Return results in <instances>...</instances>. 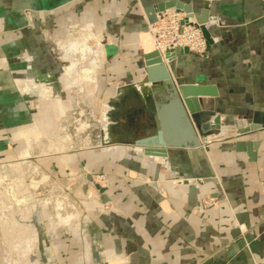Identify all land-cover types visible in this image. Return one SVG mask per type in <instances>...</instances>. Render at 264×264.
I'll list each match as a JSON object with an SVG mask.
<instances>
[{"label": "crops", "instance_id": "1", "mask_svg": "<svg viewBox=\"0 0 264 264\" xmlns=\"http://www.w3.org/2000/svg\"><path fill=\"white\" fill-rule=\"evenodd\" d=\"M169 1L0 0V154L14 145L25 158L20 146L27 134L68 133L71 126L78 129L75 124L84 130L99 125L103 145L104 136L116 150L129 145L123 157L127 176L117 168V154L73 151L45 158L52 174L103 164L111 174L104 191L109 200L95 205L88 232L77 225L72 233L55 234L53 225V235H47L52 243L39 254L42 263L264 264V129L240 137L261 140L254 157L235 149L236 137L194 149L170 147L169 157L158 160L143 156L134 142L151 133L159 106L169 99L163 82L141 84L143 56L154 49L149 10ZM180 1L191 3L197 14L208 5L207 50L177 60L187 64L180 70L217 88V96L204 97L211 108L200 120L220 115L217 132L238 116L264 124V0ZM72 24L92 25L103 39L101 46L89 41L94 53L87 59L68 46L84 33L77 28L67 35ZM85 68L94 71L92 79L81 78ZM27 78L34 86L23 92L18 82ZM136 84L140 89L121 90ZM45 85L50 92L41 91ZM163 129L181 141L172 112ZM136 173L147 181L135 179ZM175 176L198 177L201 186L191 191L176 185ZM152 178L161 185L148 183ZM207 195L218 201L205 208ZM237 224L245 225L244 234ZM1 256L0 245V264Z\"/></svg>", "mask_w": 264, "mask_h": 264}, {"label": "rangeland", "instance_id": "2", "mask_svg": "<svg viewBox=\"0 0 264 264\" xmlns=\"http://www.w3.org/2000/svg\"><path fill=\"white\" fill-rule=\"evenodd\" d=\"M74 35L77 37L80 34L78 33ZM93 38L94 35L91 31L84 32L82 37L71 40L68 43L69 45L66 42V45L72 47V49H74L73 52L75 53H81L84 51L80 54V59H87L90 56V53H94V48L90 45V42L93 44ZM85 43L88 44L87 50ZM81 47H85V49L81 50ZM68 69V72H70L73 70V66L70 64ZM86 70H89L90 77H85L83 79H92L94 71L85 68L84 72ZM83 74L82 71L80 73L81 78ZM25 80L30 79L27 78L23 81ZM20 82H18V85L21 89ZM32 82L33 81H31V83ZM72 82L69 83L79 85L78 81ZM32 85H34V82L33 84H29L26 89L21 90L24 92L25 90L30 89ZM138 85L141 86L140 84ZM50 90L51 89H49V92ZM41 91L43 92L44 90ZM125 122L129 123L127 115L125 116ZM75 126H78V129L71 126L70 130H67L68 133L56 132L45 134L40 132L39 134H27L25 141H22L23 144L20 146L22 149L26 150V154L24 155L25 158H20L19 155L21 152L18 151L19 149L17 150L19 147H14V145L10 147V152L0 154V165H3L4 170L6 171V178L4 176L3 178H0L3 181L5 179L8 182H6L7 184H4L2 188L0 187V209L2 210V212L0 210V245L2 247V264H53L49 262L42 263V257L39 256V254L41 255L43 252H46V247L50 246L52 243L47 240V235H53V227H56V230L54 231L55 234H58L61 231L72 233L77 225L80 227L78 228L80 229L79 231H81L82 228L87 227V233L90 229L88 226L89 218H91L96 210L95 205L104 201V191L110 185L108 177L109 174H111V172L106 169V165L103 164L101 168H93L92 170L84 168L79 172L75 171L74 173L68 174V176H61L57 172L52 174L48 171L45 158L59 155L64 152L72 153L73 151H83L85 152V155H90L91 157L100 153H106L111 156L117 154L119 156L117 168H120V170L122 169L124 175L125 173L126 176L129 175V172L124 171L125 169L128 170L129 167H126L128 165H126V161L123 160L125 154L129 153V145L124 149L118 147L116 150L114 149L116 147L109 145L111 142H108L107 140L110 138L106 139V136H104L103 141L107 142V144L103 145L101 143L103 132L99 125H96L94 128L90 127L86 130L77 124H75ZM103 127L105 128V126ZM34 134V137L39 138V141L35 144L30 141L31 136ZM78 134H81L79 135L81 137H78ZM11 165L16 167L12 168ZM117 168L115 170H117ZM89 175H91V177H89ZM134 177L139 181H147L141 178L138 173L134 174ZM0 182L2 181L0 180ZM148 183L155 187L161 185L157 179L153 178L148 180ZM1 184L2 183H0V185ZM8 184H10V186H7ZM13 187L17 189L16 193L18 197L24 196L22 199L23 201H20L19 198L15 200ZM100 187H103L104 191H101ZM15 203L18 204L17 208L19 210L26 213V216L23 219L24 222H26L29 217V209L27 205L30 206L33 203V205L40 208V219H37L38 222L36 223L35 228L26 222L28 226L24 223L23 227L11 229V215L6 214L4 205H12ZM1 204H3V206ZM23 204L24 206L22 207ZM67 219L69 220L65 221ZM24 226H27V228H24Z\"/></svg>", "mask_w": 264, "mask_h": 264}, {"label": "water", "instance_id": "3", "mask_svg": "<svg viewBox=\"0 0 264 264\" xmlns=\"http://www.w3.org/2000/svg\"><path fill=\"white\" fill-rule=\"evenodd\" d=\"M205 6L208 5L205 3ZM206 7L201 11V14L195 13V9L191 3H184L180 0H173L166 3H159L156 9H150V22L157 19V14L166 10H177L187 14L186 18H194L196 23L201 26L208 42L210 36L207 33L205 22L207 20L208 9ZM187 47H176L172 50H167L164 53L153 49L145 53L143 56L144 75L141 78L143 83L163 82L169 89L168 103L159 106L155 114V127L151 133L146 137H137L135 144L139 147L141 154L145 157L153 158L155 160L165 159L169 157L170 147L180 148H200L203 144L212 142L215 139L235 137L236 135L245 136L249 132H254L264 129V124L256 123L252 119H245L242 116L236 117L233 122L228 125L227 130L215 131L219 129L220 115L209 120L201 121L200 118L205 114L206 110L211 106L206 104L204 97L217 96V88L212 84H202L198 77H191L188 72L180 70L187 64L177 63L179 56L189 54ZM133 86H128L123 91L133 90ZM210 107V108H209ZM167 112H172L174 118L178 121L181 127L182 134L181 141H174L167 137L163 129L164 118ZM246 121V123H245ZM216 124V125H215ZM213 137H210V136ZM261 140L258 139H242L239 136L233 140L232 144L239 152H247L250 157H254V152L257 149ZM205 151V149H204ZM91 177V175H89ZM176 185L190 186L191 191L200 188L198 184L199 178L190 180L187 176L172 177ZM104 191L103 187H100ZM109 197L104 195V201H108Z\"/></svg>", "mask_w": 264, "mask_h": 264}, {"label": "built area", "instance_id": "4", "mask_svg": "<svg viewBox=\"0 0 264 264\" xmlns=\"http://www.w3.org/2000/svg\"><path fill=\"white\" fill-rule=\"evenodd\" d=\"M186 17L187 14L185 12L173 9L158 13L156 21L149 22L147 28V32L153 40L154 49L164 53L165 51L172 50L176 47H187L190 52L203 54L207 50L208 40L205 37L201 26L196 23L195 19ZM77 28L83 32L91 31L94 35L92 41L95 42V45H102L103 39H100L98 35H95L92 25H69L67 27V35L69 34L73 36L70 29L73 30ZM95 75L97 76V74ZM75 121L80 123L77 118ZM79 126H81V124H79ZM238 136L243 137L241 135H236L235 137L237 138ZM217 201V198L212 197L211 195L202 198L203 206L205 208L214 205ZM237 227L241 233L244 234L246 230L245 225L237 224ZM77 230L79 231L80 229ZM86 231L87 227H84L81 230L82 233H86Z\"/></svg>", "mask_w": 264, "mask_h": 264}, {"label": "bare ground", "instance_id": "5", "mask_svg": "<svg viewBox=\"0 0 264 264\" xmlns=\"http://www.w3.org/2000/svg\"><path fill=\"white\" fill-rule=\"evenodd\" d=\"M90 34V33H89ZM149 34V33H148ZM92 36V35H91ZM149 36H150V34H149ZM93 37V36H92ZM150 38H151V36H150ZM84 39H86V38H84ZM152 40V39H151ZM85 42V41H84ZM152 43H153V40H152ZM81 45V44H80ZM83 46V45H82ZM153 46H154V43H153ZM85 47H86V50H87V48H88V44H86L85 43ZM85 47L84 48H82L81 50H84L85 49ZM78 51V50H77ZM82 52H84V51H82ZM81 52V53H82ZM84 56V55H83ZM86 57V56H85ZM72 66V65H71ZM71 68V67H70ZM69 70V69H68ZM84 74L82 75V79L83 78H88V77H90L89 76V70H86L85 72H83ZM73 83V82H72ZM72 83H70L71 85H72ZM29 84H33V82L31 83V81H21L20 82V87L24 90V89H26L27 88V86L29 85ZM76 84V83H75ZM32 86H34V85H32ZM129 86V85H128ZM140 87L141 86H139L138 84H136V85H134V88H139L140 89ZM29 88V87H28ZM125 88H127V86L126 87H122L121 88V90L123 91ZM49 89H51L49 86L47 87L46 85L41 89V90H44L43 91V93H46V92H49ZM51 91V90H50ZM139 92V91H138ZM35 136V134L34 135H32L31 136V138H30V141L32 142V143H36L37 141H39V138H37V137H34ZM57 136V135H56ZM30 142V143H31ZM20 164V163H19ZM11 167L12 168H14V167H16V166H12L11 165ZM18 168V167H17ZM13 170V169H12ZM17 172H20V171H17ZM23 172V171H22ZM8 173V172H7ZM5 175H6V171L4 170V166L3 165H0V177H2L3 178V176L5 177ZM8 175V174H7ZM20 175H21V173H20ZM15 176H16V174H15ZM19 176V175H18ZM6 178V177H5ZM0 180L2 181V182H0V183H2L1 185H0V187L2 188L3 187V185L4 184H7L8 182H7V180H5L4 179V181L0 178ZM10 180V179H9ZM7 182V183H6ZM10 182V181H9ZM6 186V185H5ZM7 186H10V184H8ZM15 187V186H14ZM13 187V188H14ZM34 187H37V186H34ZM8 188V187H7ZM17 189L16 188H14L13 189V193H14V198H15V200L17 199V198H19V200L20 201H23L22 199H23V197H18V195H17V191H16ZM20 190V189H19ZM4 191V190H3ZM23 193V192H22ZM21 194V193H20ZM0 200H1V198H0ZM1 203V202H0ZM21 203V202H20ZM4 204V203H3ZM3 204H1L2 206H3ZM17 205L18 204H6V205H4V210L6 211V214H10L11 216V219H12V222H11V229H14V228H20V227H23V224L25 223V224H30L33 228H35L36 227V223L38 222V220L37 219H40V213H41V210H40V208L39 207H37L36 205H33V203H32V205H27L28 206V209H29V217L27 218V223L26 222H24V218H25V214L26 213H23V211L22 210H19L18 208H17ZM24 206V204L22 205V207ZM20 207H21V205H20ZM25 208V207H24ZM22 209V208H21ZM27 209V210H28ZM1 210V209H0ZM26 210V209H25ZM1 212H2V210H1ZM22 213H23V215H22ZM5 214V215H6ZM4 215V216H5ZM13 216V217H12ZM61 216V215H60ZM62 221V220H61ZM65 221H68V220H65ZM4 222H6V221H4ZM7 223V222H6ZM28 224H27V226H28ZM5 225V224H4ZM27 226H24V228H27ZM14 231V230H13ZM22 232V231H21ZM26 232V231H25Z\"/></svg>", "mask_w": 264, "mask_h": 264}]
</instances>
